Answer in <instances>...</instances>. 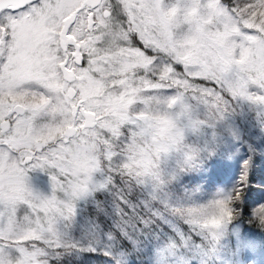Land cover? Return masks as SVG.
I'll return each instance as SVG.
<instances>
[{
    "label": "snow or ice",
    "instance_id": "1",
    "mask_svg": "<svg viewBox=\"0 0 264 264\" xmlns=\"http://www.w3.org/2000/svg\"><path fill=\"white\" fill-rule=\"evenodd\" d=\"M69 3L0 0V264L4 250L17 264H153L154 249L157 264H189L200 220L185 227L126 166L140 129L112 118L118 103L145 89L222 121L219 153L181 183L227 186L241 166V201L227 212L237 217L230 264L241 255L243 264H264V82L237 84L174 50L162 23L179 9L165 12L161 0H76L72 19ZM191 5L186 14L213 31L264 36V0ZM26 27L42 38L30 68L22 58ZM100 29L109 35L102 49ZM92 92L100 111L84 99ZM41 172L50 177L48 196L32 186ZM235 194L222 195L227 202Z\"/></svg>",
    "mask_w": 264,
    "mask_h": 264
},
{
    "label": "rangeland",
    "instance_id": "2",
    "mask_svg": "<svg viewBox=\"0 0 264 264\" xmlns=\"http://www.w3.org/2000/svg\"><path fill=\"white\" fill-rule=\"evenodd\" d=\"M191 6V0H161L163 11L179 9L162 23L167 42L174 50L187 53L193 64L204 65L209 71L231 78L237 84L256 86L264 82V36H247L239 29L213 31L202 18L186 14ZM95 40L97 48H105L109 35L100 29ZM41 41V36L33 29L21 30L22 58L29 68L39 55L37 46ZM95 95L94 92L86 93L84 99L100 111V106L92 99ZM116 108L112 118L125 127L135 124L140 129L127 148L126 166L142 179L154 182L156 188L166 181L164 174L169 168L190 157L188 138L199 137L205 132L200 126L204 125L207 111L190 109L186 105L181 107L179 100L156 91H137ZM110 112V106L104 109L105 116ZM32 186L41 195L51 193L50 177L42 172L33 174ZM23 224L21 219L17 226ZM3 256L6 264H17L12 252L4 250ZM231 256L223 259L222 264H230L236 259L230 260ZM239 260L243 264L241 257Z\"/></svg>",
    "mask_w": 264,
    "mask_h": 264
},
{
    "label": "trees",
    "instance_id": "3",
    "mask_svg": "<svg viewBox=\"0 0 264 264\" xmlns=\"http://www.w3.org/2000/svg\"><path fill=\"white\" fill-rule=\"evenodd\" d=\"M203 122L204 125L200 127L205 132L199 137L190 136L187 140L190 157L169 168L164 174L166 181L158 188L154 182L142 179L139 174L137 176L142 183L150 185L158 196L162 194L165 197L170 214L185 227H191L187 224L190 218L200 220L202 230L198 229L191 237V243L195 247L191 250L192 254L187 257L189 264L194 260L198 264H222L223 259L231 255L233 226L237 217H229L227 212L233 204L241 201L239 186L236 185L241 166H236L227 186H218L209 190L204 185L187 186L181 183L184 176L199 173L206 162L214 158L223 146L220 139L223 136L222 121L216 120L211 112H206V119ZM236 154H239V150ZM227 158L231 161L235 157L234 154L229 153ZM178 186L179 190H177ZM234 188L236 194L225 202L222 194ZM212 232L218 235L213 238L210 235ZM158 258V250L154 249L153 264H157ZM241 258L243 259L242 255ZM233 259L231 256L230 260Z\"/></svg>",
    "mask_w": 264,
    "mask_h": 264
},
{
    "label": "flooded vegetation",
    "instance_id": "4",
    "mask_svg": "<svg viewBox=\"0 0 264 264\" xmlns=\"http://www.w3.org/2000/svg\"><path fill=\"white\" fill-rule=\"evenodd\" d=\"M82 6V5H81ZM69 16V18L71 16L76 17L79 14V10L76 7V0H70L69 6L66 8L65 10ZM87 31V28L85 29Z\"/></svg>",
    "mask_w": 264,
    "mask_h": 264
},
{
    "label": "water",
    "instance_id": "5",
    "mask_svg": "<svg viewBox=\"0 0 264 264\" xmlns=\"http://www.w3.org/2000/svg\"><path fill=\"white\" fill-rule=\"evenodd\" d=\"M73 18V16L72 17H70L69 19H72Z\"/></svg>",
    "mask_w": 264,
    "mask_h": 264
}]
</instances>
